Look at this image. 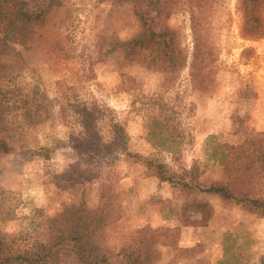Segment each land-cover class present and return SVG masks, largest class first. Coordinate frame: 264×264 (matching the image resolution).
I'll return each mask as SVG.
<instances>
[{
    "label": "rangeland",
    "instance_id": "rangeland-1",
    "mask_svg": "<svg viewBox=\"0 0 264 264\" xmlns=\"http://www.w3.org/2000/svg\"><path fill=\"white\" fill-rule=\"evenodd\" d=\"M260 5L251 35L241 0H0V260L42 250L45 219L63 215L71 229L65 211L78 207L111 217L94 240L108 264H264V218L216 195L187 196L118 148L93 150L76 110L104 108V141L118 123L129 152L194 171L202 186L225 181L224 154L249 166V138L264 133ZM23 11L38 19L22 25ZM143 19L165 36L150 42ZM153 118L174 136L169 150L147 139ZM192 201L210 206L207 226ZM58 259L50 263L81 264L71 243Z\"/></svg>",
    "mask_w": 264,
    "mask_h": 264
},
{
    "label": "trees",
    "instance_id": "trees-1",
    "mask_svg": "<svg viewBox=\"0 0 264 264\" xmlns=\"http://www.w3.org/2000/svg\"><path fill=\"white\" fill-rule=\"evenodd\" d=\"M241 2L242 6L245 8L247 22L249 21V33L252 35L256 33L259 28L260 19L258 17V9L261 6L260 4H263L264 0H241ZM19 14V21L22 25L29 24L38 19V17L33 18L30 13L26 11L20 12ZM13 23L12 21L10 22V24ZM143 27H147L150 42L156 43L155 41L157 38L161 39L165 36L164 33H154L151 28L148 27L145 19H143ZM192 30L195 40V52L192 61L193 64H191V66L193 67L192 77L196 81V79H201V72L200 69L195 66V61L196 57L199 55V45L201 44L200 40L202 35L200 36L198 23L194 20L192 23ZM168 43L164 42L163 44L168 46ZM147 64L149 65V63ZM61 110L63 111V109ZM76 110L81 119L80 123L83 132L89 136L93 143V150L106 155L118 148V150L124 152L127 157H133L136 162L141 161L150 176L162 182L169 183L174 189L187 196L192 193L216 195L227 204L239 205L247 212L264 218V197L260 194V191L264 187V133L261 134L262 137L257 138V136H252L249 138V153L245 155V158L249 160V166L243 163L241 168L235 167L228 159L229 153L224 154L221 163L224 165L226 180L209 186H202L199 184L198 177L194 171L176 174L162 161L145 158L141 155L129 152L125 146L127 135L122 126L118 123H111L112 138L109 141H104L98 128V123L101 120L100 118L104 108L99 109L97 107H82L81 105H77ZM166 128V122L159 121L155 118L149 123L146 136L153 146L167 150L170 149L166 147V144L167 142L173 141L174 136L171 135ZM236 150L237 152H242L244 147H239ZM0 152H8V147L3 139H0ZM174 152L176 153L177 151ZM248 170L249 175L247 174ZM188 205L195 206L201 215L200 220L195 222H200V226H207L213 216L210 206L207 203L193 201L188 203ZM188 205L185 206V213H187L186 208ZM103 206L105 208L109 207L108 203H105ZM65 213L71 229H67L64 221L65 217L63 218V215L47 218L44 222L48 232L47 241L42 245V250L38 249L37 246L32 247L22 253H17V255L6 261L0 260V264L4 262L7 264H51L50 261L59 260L58 255L60 250L64 249V247L70 243L74 247L81 264H108V257L99 251L94 240L98 232L111 221V217L104 214L105 212L103 210L97 214L98 212L96 211L92 212L86 208L78 207L67 208ZM183 222L185 225L192 224L188 223V220ZM147 240H144L145 242L141 241L144 245V250L150 249L152 244L157 242L155 239L146 242ZM3 247L4 244L0 241V251ZM225 252L228 253V250H225Z\"/></svg>",
    "mask_w": 264,
    "mask_h": 264
}]
</instances>
